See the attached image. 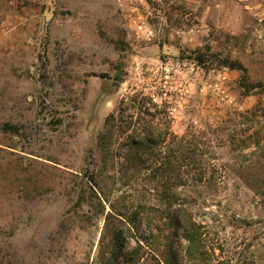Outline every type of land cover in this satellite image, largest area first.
<instances>
[{
	"label": "rangeland",
	"instance_id": "1",
	"mask_svg": "<svg viewBox=\"0 0 264 264\" xmlns=\"http://www.w3.org/2000/svg\"><path fill=\"white\" fill-rule=\"evenodd\" d=\"M138 94L198 136L201 179L164 189L126 171L122 138L99 147ZM174 198L218 262L260 263L264 0H0V264H97L112 207Z\"/></svg>",
	"mask_w": 264,
	"mask_h": 264
},
{
	"label": "trees",
	"instance_id": "2",
	"mask_svg": "<svg viewBox=\"0 0 264 264\" xmlns=\"http://www.w3.org/2000/svg\"><path fill=\"white\" fill-rule=\"evenodd\" d=\"M121 106L119 116L108 118L107 130L99 137L101 149L114 144L111 140L115 136L122 138L118 153L127 164L126 171H132L135 177L147 170L154 178L164 180V189L171 187V179L174 187L180 186L184 176L190 174L201 179L205 169L196 141L198 136L180 138L156 124L155 119L147 121L146 115L153 118L150 108L161 115L167 112L144 95L133 96ZM129 111L133 113L124 117ZM5 128L16 131L9 125ZM164 202L153 205L119 202L117 207H112L107 217L112 222L110 255L106 253L108 246L102 237L97 264H121L120 258L123 264H139L148 259L155 264H223L215 259L214 249L208 246L206 228L195 221L191 209L180 204L179 198H174L172 203ZM138 222H143L145 229L137 226ZM257 256L259 264H264V255Z\"/></svg>",
	"mask_w": 264,
	"mask_h": 264
}]
</instances>
